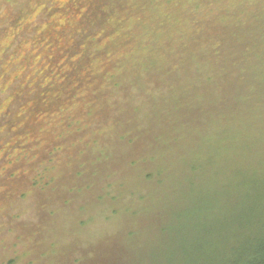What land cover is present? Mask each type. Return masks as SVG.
<instances>
[{
  "label": "rangeland",
  "instance_id": "rangeland-1",
  "mask_svg": "<svg viewBox=\"0 0 264 264\" xmlns=\"http://www.w3.org/2000/svg\"><path fill=\"white\" fill-rule=\"evenodd\" d=\"M93 1L0 0V264H8L15 258V264H62V261L69 264L62 253L69 257L80 256L84 254L83 249L92 252L100 246L105 248L113 244L110 254L114 258L117 253L115 261L118 263L127 252L142 251L149 257L150 248L161 239L159 225L162 221L146 216L135 223H140L139 238L129 237L132 243L137 242L130 247L129 240L125 245L127 229L132 225L127 213L146 211L148 204L141 202V197L152 193L151 188L143 185L135 172L126 167V161L136 158L143 161L142 158L157 154V148L154 150L142 136L147 127L154 132L152 124H155L162 130L161 149L163 144L177 141L174 137L165 139L166 134L170 136L175 131L160 120L152 121L155 114L149 108L128 116L125 108H129V103L126 101L136 106L141 104L148 99L149 89L162 97H171L170 82L191 76L190 56L198 50V45L192 43L193 39L200 38L194 35L190 20L191 9H194L192 1L196 0H190L191 8L185 9L190 5L185 4L182 13H174L173 19L163 25L157 23L156 27L151 26L152 22L145 26L146 23L134 20L122 25L120 20L125 17L122 12L116 13L114 19L109 17L104 26L91 30V26L85 27V21L88 5ZM250 1L211 0V6H202L195 16L209 18L211 25H206L204 37L211 38L216 33L218 22L226 21H221L225 12H243ZM200 2L198 0L197 4ZM159 11L152 14L159 17ZM212 14L215 15L211 17ZM109 54L112 58L107 57ZM84 57L97 77L90 85L97 84L96 90L108 88L110 80L114 85V92L104 93L106 96L102 95L94 106L96 111L91 106V90L78 92L76 83L69 81L75 69L81 72L78 58L83 60ZM154 60L165 68L180 63L182 71L178 70V74L171 77L161 76L150 67ZM49 101L56 102L54 107L44 111L37 109L38 104L45 107ZM116 105L125 111L123 115L117 113ZM207 110L203 119L206 123L201 120L202 125L193 115L192 125H197L194 135L187 129H180L185 147L175 157L166 156L164 165L158 163L155 170L161 174L159 178L170 175L167 173L175 168L179 171L175 175H184L185 179L196 152L202 154L211 137L209 126L214 112L208 107ZM129 118L137 125L132 123L135 126L132 137L138 145L124 148V154L123 149L117 152L114 162L111 164L110 159L107 163V172L99 175L100 179L109 174L113 176L112 185L118 180L126 184L123 187L128 192L121 193L117 188L114 194L123 196L127 204L96 205L98 197L105 199L111 193L102 195L103 187L95 188L90 182L92 174L97 176L94 166L100 167L105 162V150L112 155L113 150L120 147L116 136L113 142V137L109 138L111 132H106L120 120L123 125L120 127L127 125L128 132ZM136 120L143 123L138 126ZM62 148L64 151L60 154ZM48 149L49 158L42 161ZM85 166L90 172L77 177L83 174ZM63 176L65 182L61 181ZM50 180H54V184L49 186ZM60 181L62 185L58 190ZM45 187L48 189H43ZM107 192H113L112 188ZM160 205L159 200L157 209ZM154 208L152 201L148 215L153 214ZM43 209L46 212L50 209V214L57 213L54 217L49 213L41 216ZM108 213L112 217L106 221ZM37 218H40L42 229H37ZM143 261L140 264H148L146 258Z\"/></svg>",
  "mask_w": 264,
  "mask_h": 264
},
{
  "label": "trees",
  "instance_id": "trees-1",
  "mask_svg": "<svg viewBox=\"0 0 264 264\" xmlns=\"http://www.w3.org/2000/svg\"><path fill=\"white\" fill-rule=\"evenodd\" d=\"M197 2L198 0L192 1L194 9H191L193 15L190 20L194 27V35L200 38L193 39L192 43L198 45V50L190 56L193 63L188 67L191 76L182 81L176 82L174 79L170 82L168 89L172 93L171 97H162L155 94L153 89H149L146 94L149 96L148 99L141 104L136 106V103L134 105L131 101H126L129 103V108H125L128 116L149 108L154 110L153 115L155 114V120L152 121L160 120L164 126H170L175 131L170 136L166 134L165 139L175 138L177 141L163 144L161 149L160 140L163 132L159 126L150 123L154 132L149 126L142 136L154 150L157 148V154L142 158L143 161L138 158L126 161V167L134 171L141 183L151 188L152 193L142 197L138 192L133 193L139 195L142 198L141 202L145 201L149 208L146 211L127 213L132 225L127 229L128 239L125 245L129 242L130 236L139 238L140 223H135L137 220L142 221L146 216L162 221L159 225L161 239L157 245L150 248L152 253L149 257H145L142 251L127 252V255L120 257V261L116 263L117 253L114 254V258L110 254L113 244L105 245V248L100 246L92 252H86L82 248L85 255L80 256L69 257V254L62 253L63 257L68 258L69 264H140L144 258L148 260V264H264V0H251L249 7L240 13L225 12L221 21L224 19L226 21L218 22L216 33L207 39L204 32L207 27H211L210 19L199 15L197 17L195 14L199 13L202 6H211V0H201L198 4ZM187 3L190 4V0H94L88 5L85 27L91 26L92 30L97 26H104L109 17L114 19L116 13L122 12L125 15V19L120 20V24L123 22L122 25L126 24L125 21L129 23L134 20L146 23L145 26L152 22L151 26L156 27L157 23L163 25L162 23H166L170 18L173 19L174 13H182ZM189 8L191 4L185 6V9ZM158 10L160 16H154L152 12ZM84 56L88 58L87 54ZM109 56L111 57V54L107 57ZM85 57L83 60L78 58L81 72L75 69L69 81L76 83L75 86L79 87L78 92L91 90L93 96L91 106L96 111L94 106L98 104L101 96L105 95L104 93L114 92L112 91L114 85L112 80L109 81L108 88L96 90L97 84L90 85L97 77L92 73L90 62L86 61ZM150 65L165 77L178 74V70L182 71L180 63L165 68L154 60V65L151 62ZM71 91L73 92V89ZM71 91L70 96L73 94ZM51 102L49 101L45 107L38 104L37 109L44 111L51 106L54 107L56 102ZM207 107L214 114L212 119L210 118L209 128L212 129V133L206 149L202 154L196 152L194 164L187 171L185 179L184 175H175L179 174L175 168L167 173L170 175L159 178L158 175L161 174L155 170L158 163L164 165L166 156L175 157L185 147L181 142L184 136L180 129H187L194 135L197 125H192L193 115L202 125L201 120L203 121L208 111ZM115 108L119 115L125 113L121 111L120 106L116 105ZM138 122L136 120V123ZM120 123L121 120L118 125L115 124L106 132H111L109 138L113 137L112 141L116 136L120 147L115 148L112 155L108 153L109 150H105L103 153L105 162L100 167L94 166V171H98L97 176L93 174L90 176V182H93L95 188L103 187L102 195L111 193L105 199L102 196L98 197L96 205L127 204L123 196L118 195L120 199L114 194L117 188L121 193L126 192L127 189L124 191L123 187L126 186L125 183L118 180L112 185L113 176L110 174L103 177L104 181L99 177L107 172L109 160H112L110 161L112 164L118 157L117 152L123 149L124 154V148L138 145L137 140L132 137L135 127L132 124L133 119L127 120V124L130 125L128 132L127 125L123 128L120 127L123 126ZM142 123L143 121H140L138 126ZM117 132L119 134H116ZM63 151L64 148L59 150V153ZM48 152L49 149L42 156V161L49 158ZM83 169V174H77V177L90 172L87 166ZM63 178L64 176L61 181L65 182ZM52 181L54 180H50L49 186L51 183L54 184ZM61 181L57 186L58 190L59 185H62ZM98 181L101 185L105 182L109 184L101 186ZM109 188H112L113 192H107ZM159 200L161 205L157 209ZM152 201L156 210L152 215H148ZM44 209L39 215L49 213L50 209L48 212ZM56 213L57 211H53L49 215L54 217ZM111 217L112 215L108 213L106 221ZM40 218L36 219L37 229L38 227L42 229ZM120 242L123 243L122 240ZM135 242L137 241L132 243L130 240L132 243L130 247ZM15 263L16 258L8 261V264Z\"/></svg>",
  "mask_w": 264,
  "mask_h": 264
}]
</instances>
